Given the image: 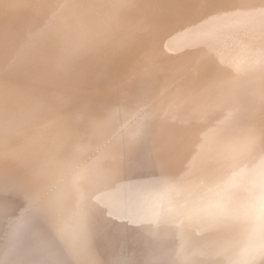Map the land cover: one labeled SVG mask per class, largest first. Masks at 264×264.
Wrapping results in <instances>:
<instances>
[{
    "label": "bare ground",
    "instance_id": "6f19581e",
    "mask_svg": "<svg viewBox=\"0 0 264 264\" xmlns=\"http://www.w3.org/2000/svg\"><path fill=\"white\" fill-rule=\"evenodd\" d=\"M0 264H264V0H0Z\"/></svg>",
    "mask_w": 264,
    "mask_h": 264
}]
</instances>
